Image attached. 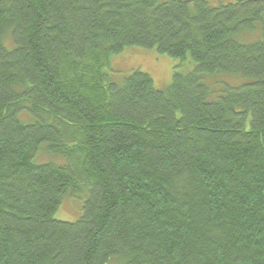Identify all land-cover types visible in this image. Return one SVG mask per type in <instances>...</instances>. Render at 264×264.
<instances>
[{
  "label": "trees",
  "instance_id": "1",
  "mask_svg": "<svg viewBox=\"0 0 264 264\" xmlns=\"http://www.w3.org/2000/svg\"><path fill=\"white\" fill-rule=\"evenodd\" d=\"M258 25L264 0H0V264H264ZM130 46L194 67L115 82Z\"/></svg>",
  "mask_w": 264,
  "mask_h": 264
},
{
  "label": "rangeland",
  "instance_id": "2",
  "mask_svg": "<svg viewBox=\"0 0 264 264\" xmlns=\"http://www.w3.org/2000/svg\"><path fill=\"white\" fill-rule=\"evenodd\" d=\"M164 1V0H159ZM211 4L219 3L227 4L233 3L236 0H208ZM249 38L262 39L264 38V26L258 25L254 31L249 32ZM181 61L178 58L170 57L166 54L159 53L155 48H143L139 46H130L124 48L121 52L116 53L110 57L109 65L104 69L107 70L110 78L115 82L121 83L123 79L132 71L138 69L149 74L153 80V84L158 89H165L171 82L173 73L175 71L186 74L194 67V62L190 57ZM213 76V75H209ZM215 80L225 78V81L235 83V81L221 75L215 74ZM26 120L27 118H22ZM44 157L42 161L59 162L61 158L57 156L46 155L43 151H39L35 157V162H40V158ZM86 192L83 190L76 192L71 196H66L61 200L54 217L63 221H75L82 214V205L85 199Z\"/></svg>",
  "mask_w": 264,
  "mask_h": 264
},
{
  "label": "bare ground",
  "instance_id": "3",
  "mask_svg": "<svg viewBox=\"0 0 264 264\" xmlns=\"http://www.w3.org/2000/svg\"><path fill=\"white\" fill-rule=\"evenodd\" d=\"M70 142V141H69Z\"/></svg>",
  "mask_w": 264,
  "mask_h": 264
}]
</instances>
